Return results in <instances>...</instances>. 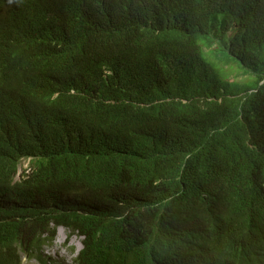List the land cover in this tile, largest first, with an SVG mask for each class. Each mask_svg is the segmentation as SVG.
<instances>
[{"label":"trees","instance_id":"trees-1","mask_svg":"<svg viewBox=\"0 0 264 264\" xmlns=\"http://www.w3.org/2000/svg\"><path fill=\"white\" fill-rule=\"evenodd\" d=\"M21 253L264 264V0H0V264Z\"/></svg>","mask_w":264,"mask_h":264},{"label":"rangeland","instance_id":"rangeland-1","mask_svg":"<svg viewBox=\"0 0 264 264\" xmlns=\"http://www.w3.org/2000/svg\"><path fill=\"white\" fill-rule=\"evenodd\" d=\"M213 60V61H212ZM211 61L220 69L224 78L244 82L246 76H241L244 72L242 67L232 57L225 56L222 52L217 59ZM240 75V77L236 76ZM229 76V77H228ZM30 162L25 159L19 166V172L16 175V179H20L22 174L27 172ZM82 248V237L76 232H72L70 229L58 226L55 230L53 240L44 247V252L47 256L60 257L66 262H73L76 258L79 250ZM24 262H28L29 259L23 254ZM32 263L38 264L35 259Z\"/></svg>","mask_w":264,"mask_h":264},{"label":"clouds","instance_id":"clouds-1","mask_svg":"<svg viewBox=\"0 0 264 264\" xmlns=\"http://www.w3.org/2000/svg\"><path fill=\"white\" fill-rule=\"evenodd\" d=\"M25 159H27V160L31 163V161H30V157H28V158H23L22 161L25 160ZM22 161H21V162H22ZM20 164H21V163H20ZM20 164H19V166H20ZM18 172H19V167H18V170H17V172H16V174H15L14 182L20 181V180H21L22 178H24V177L26 178V177L28 176V174L31 173V164L29 165V168H28L27 172L25 171V173L22 174V177H21L20 179L17 180V179H16V175H17ZM61 227H63V226H61ZM64 228H65V227H64ZM67 229H68V228H67ZM77 234H78V233H77ZM54 235H55V234H54ZM78 235H79V234H78ZM81 237H82V236H81ZM82 247H83V244H82ZM81 249H82V248H81ZM81 249H80V250H81ZM80 250H79V252H80ZM79 252H78V254H79ZM44 253H45V252H44ZM23 254H24V253H21V257H22V261H23V263H32L31 261H32L33 259H29L25 254H24L25 257H26L27 259H29V261H28V262H24V260H23ZM78 254H77V255H78ZM35 260H36V259H35ZM36 261H37V260H36ZM37 263H38V261H37ZM34 264H35V263H34ZM38 264H39V263H38Z\"/></svg>","mask_w":264,"mask_h":264}]
</instances>
